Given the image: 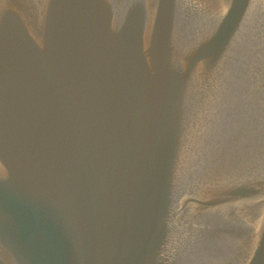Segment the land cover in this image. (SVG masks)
<instances>
[{
    "label": "water",
    "instance_id": "obj_1",
    "mask_svg": "<svg viewBox=\"0 0 264 264\" xmlns=\"http://www.w3.org/2000/svg\"><path fill=\"white\" fill-rule=\"evenodd\" d=\"M0 264H264V0H0Z\"/></svg>",
    "mask_w": 264,
    "mask_h": 264
}]
</instances>
